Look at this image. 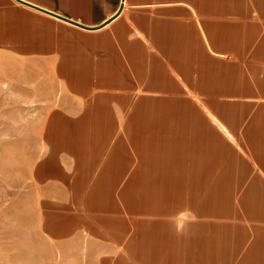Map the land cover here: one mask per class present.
Instances as JSON below:
<instances>
[{"label":"rangeland","instance_id":"rangeland-1","mask_svg":"<svg viewBox=\"0 0 264 264\" xmlns=\"http://www.w3.org/2000/svg\"><path fill=\"white\" fill-rule=\"evenodd\" d=\"M200 2L206 7L213 4L215 8L221 5L232 11L237 9L238 18L223 27L207 28L218 43L232 38V42L222 44L223 55L211 53L200 43L194 44L191 52L183 49L187 63L183 75L194 80L212 73L220 84L204 87L220 90L184 93L182 97H198L216 105L209 109L234 136L230 141L221 132L223 145L238 153V157H232L238 160L232 167L238 175L246 176L249 164L259 167L257 172L262 173L259 160H264V13L259 10L264 9V0ZM20 8L14 0H0V264H201V252L196 253L199 260L193 259L192 239L183 244L181 237L175 238L168 251L167 247L157 244L155 237L147 235L157 206L151 202L155 198H151L152 192L156 190L149 186L151 149L148 140L141 142V177H138L143 184L142 212L138 211L140 205L135 204V189L126 188L125 195H119L123 190L120 186L132 178L137 167L133 155L135 126L127 129L128 117L135 106H127L121 113L117 102L114 103L118 129L110 140L92 134L103 130L100 119L94 118L93 101L98 91L91 83L111 77L109 73L115 74L114 78H125L134 63H141L134 59L135 53L139 54L138 49L130 55H125V51H110L109 46L104 49L100 44L95 45V41L84 34L11 15L13 11L20 16ZM188 63H192L193 68ZM171 94L175 99L176 93ZM153 95L157 99L165 97V93ZM180 108L157 100L143 102L138 120L143 135L151 116L167 114L173 122L189 116L193 121L198 113L205 118V132L219 134L220 129L213 125L206 108ZM85 112L88 117L81 118ZM199 125L202 127V123ZM118 140L126 155L121 176L116 178L119 182L104 188L105 197L101 199L104 204H93L88 192L101 170L100 162L103 159L104 164L107 158L105 149L113 147ZM116 170L114 168L113 173ZM224 189L227 204L221 205V212L218 206L215 214L206 213L204 188L190 192L191 209L200 211L203 229L210 235L212 229L206 228V221H210V228L216 225V243L221 246L219 251L207 253L209 257H204L203 264H240L253 235L256 239L264 232L256 236L255 230L252 235L249 228L244 229V235L238 236L239 251L232 249L236 233L242 231L238 230L242 228L239 226L245 223L239 199L264 202V194L260 187ZM175 191H179V197L173 202L170 217L175 232L181 234L183 227L177 222V216L182 207H187L188 197L181 198V189ZM80 192L84 195L82 200H77ZM196 193H199L198 199ZM100 206L103 207L99 209ZM192 210L190 221L196 217ZM84 216L92 221L95 216L112 220L98 226L101 235H94L83 226ZM139 221L144 223L138 253L134 223ZM186 229L188 231L187 226ZM193 229L197 226L190 222L186 236H193ZM209 234L204 236L205 246H209Z\"/></svg>","mask_w":264,"mask_h":264},{"label":"crops","instance_id":"crops-1","mask_svg":"<svg viewBox=\"0 0 264 264\" xmlns=\"http://www.w3.org/2000/svg\"><path fill=\"white\" fill-rule=\"evenodd\" d=\"M14 1L21 6L20 16L13 11L10 13L22 20L31 21L33 19L47 27H50V24L59 29L65 28L72 33L84 34L93 39L95 45L100 44L104 49L109 46L110 51L116 50L123 53L125 51V55H130L134 49H138L139 54L135 53L134 59L141 60V63L140 65L134 63L133 70L128 69L125 78H114L115 74L109 73L108 75L111 77L101 79V82L96 79L94 83H91L93 89L98 91L97 95H94L96 99H93L95 103L94 118L100 119L103 130V132L92 134L110 140L115 134L113 132L118 129V119L115 118L117 114L115 115L113 109L114 103L117 102L121 113L126 111L127 106L129 108L135 106L128 117L127 129L135 126L133 155L137 167L132 172V178L124 181L120 186L123 190L119 195H125L126 188L135 189V204L140 205L138 211L142 212L141 188L143 184L138 177H141V142L148 140L151 149L149 186L156 190V193L153 191L151 196V198L155 196L153 198L155 201L152 199L151 202L156 203L157 206L154 212L155 216L149 223L147 235L150 238L155 237L157 244L167 247L168 251L175 238L181 237L183 244L186 243L185 240L190 242L192 239L193 259L199 260L196 253L201 252L203 254L201 255V264H203L204 257L208 256L207 253L211 252L212 254V252L219 251L221 246L216 243L217 228H214L216 225L214 224L210 228V221H206V228L212 229V235H210L206 229H203L204 223L199 219L200 211L196 212L195 208L191 209L189 205L191 189H205L203 203L207 210L206 213L215 214L213 212L218 209L221 212V205L227 204L224 189L226 187H260L263 188L261 192L264 194V160H259L263 167L262 173L257 172L259 167L256 168L255 165L249 164L245 170L248 175H238L235 168H232L238 161L237 158L232 157H238V153L236 149H229L223 145L221 132L230 141L234 139V136L230 130L228 134L221 128L219 120L214 119L217 117L215 114L214 116L208 115L213 125L220 129L219 134L213 131L205 132L206 121L199 113L193 117V121H190L189 116H183L182 121L176 122L170 121V116L167 114H162L159 117L151 116L149 126L144 129L145 135H143V127L138 120L143 102L157 100L166 104L174 103L177 107H181L180 109L201 107L206 108V111L207 108L210 110V107L216 106L207 104L206 101L198 97L196 99L182 97L184 93L220 90V88L204 87V85L220 84V80L217 82L212 73L202 74L201 79L194 80H191L186 74L183 75V69L187 64L184 61L183 49L191 52L194 44L200 43L202 48L203 44L206 45L211 53L223 55L222 44L232 42V38L221 40L218 43L209 35L207 28L223 27L225 26L223 24H229L227 22L236 21L238 18L237 9L232 11L227 9L228 7H221V5L215 8L213 4L206 7L204 3L200 2L202 0H22L34 7ZM259 11L264 13V9ZM248 17L246 14V18ZM233 43L235 42L233 41ZM134 44L135 47H131ZM97 49L100 48L97 47ZM188 66L193 68L192 63H188ZM146 77L147 81H144ZM143 81L144 83H142ZM233 90L236 92L237 88L235 87ZM172 92L176 93L175 99ZM154 93H165V97L157 99L153 95ZM85 100L89 103L87 98ZM86 117H88L87 112L81 115V118ZM153 120L156 122L153 123ZM201 123L202 127L199 125ZM138 131L142 136L138 135ZM105 150L104 155H107V158L104 164L101 163L103 159L100 162L101 170L95 176L93 189L91 188V191L88 192L92 203L99 205L104 204V201H101L105 197L104 188L117 181L116 178L121 176L120 169L124 168L126 161L125 151L120 140L113 147L108 146ZM242 162L245 163L243 160ZM114 168L117 170L113 173ZM176 189L182 190L181 198L188 197L187 207H182L177 216V222L180 221L183 227L182 235L175 232L173 218L170 217L173 202L178 201L179 197L177 194L179 191H175ZM77 195L76 199L82 200L84 193L80 192ZM195 196L198 199L199 193H196ZM239 201L242 204L241 209L244 213L243 221L245 223L239 226L242 228L238 230L242 231L236 233V241L232 246L235 252L239 251L238 247L241 242L238 236L244 235L246 228H249L251 234L252 230H255L256 236L262 233L260 231H264V202H253L251 199L245 200L244 197ZM85 203L89 202L85 200ZM101 207L103 206H100L99 209ZM191 210L196 217L190 221ZM111 220V217L95 216L92 221L84 216L83 226L87 231L90 229V233L101 235L98 226H103L104 223L109 224ZM80 221H83V217H80ZM190 222L197 226V229H193L194 233L191 234L193 236L188 237L186 234L189 231ZM143 223L142 221L134 223L136 227L134 238L137 242L135 246L138 245L136 249L138 253L141 251ZM76 224L75 226H82V224ZM201 231L202 234H200ZM90 233L89 235L92 237ZM208 234L210 236L209 246H205L207 240L204 236ZM253 238L251 243L246 245L240 264H264V232L262 237L255 239L253 235ZM189 252L188 258L190 257ZM210 258L214 259V255Z\"/></svg>","mask_w":264,"mask_h":264},{"label":"bare ground","instance_id":"bare-ground-1","mask_svg":"<svg viewBox=\"0 0 264 264\" xmlns=\"http://www.w3.org/2000/svg\"><path fill=\"white\" fill-rule=\"evenodd\" d=\"M130 91H131V90H130ZM207 112H208L209 115L214 116V114H213L210 110L207 109ZM214 119H215V120H219L217 117H215ZM219 125L221 126V128H222L224 131H226V132L229 134V129L227 128L226 125H224L222 122H220V120H219Z\"/></svg>","mask_w":264,"mask_h":264},{"label":"water","instance_id":"water-1","mask_svg":"<svg viewBox=\"0 0 264 264\" xmlns=\"http://www.w3.org/2000/svg\"><path fill=\"white\" fill-rule=\"evenodd\" d=\"M16 1L19 2V3H22V4H26V5L32 6V5L26 3V2H24V1H22V0H16ZM32 7H34V6H32Z\"/></svg>","mask_w":264,"mask_h":264}]
</instances>
